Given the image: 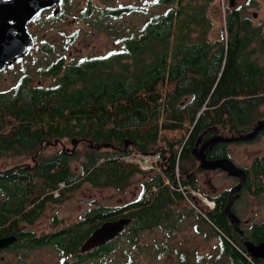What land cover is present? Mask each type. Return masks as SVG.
<instances>
[{
	"label": "trees",
	"instance_id": "16d2710c",
	"mask_svg": "<svg viewBox=\"0 0 264 264\" xmlns=\"http://www.w3.org/2000/svg\"><path fill=\"white\" fill-rule=\"evenodd\" d=\"M184 1L147 18L139 31L117 36L120 48L66 63L63 58L52 60L42 73L58 74L54 84L34 82L30 72H22L12 92L0 91V152L12 149L16 142L45 140L59 133L94 144L107 143L118 148H91L81 160L80 169L71 163L77 155L61 152L46 162L48 176L44 170L40 175L46 178L50 189L61 187V182L68 188L85 181L100 187H121L128 176L140 169L125 160L130 152L156 151L154 144L160 131L187 128L178 139L166 137L167 146L159 153L166 157L164 172L151 177L145 184L148 191L128 203L143 205L130 213L135 221H143V227L149 226L142 216L144 210L150 213L158 205L150 217L166 215L164 206L183 198L176 187L174 167L179 162L180 168L195 166L186 167L181 161L194 159L192 150L201 132L211 127L206 140L223 133V129L229 135L248 132L262 117L259 107L264 103L263 23H254L239 5L226 4V29L220 37L210 39L207 4L196 9L195 16ZM162 2L175 0L150 3ZM134 10L148 11L145 5L124 4L117 6L115 16ZM72 39L69 37L68 42ZM255 44L260 46V52ZM32 126L35 131H30ZM231 142H215L207 151L208 156L231 157ZM17 167L0 172V186L9 198L28 189L29 175L19 176L14 172ZM245 169L248 179L244 189L260 194L264 191V155L255 157L250 168ZM190 181L199 188L196 174ZM228 192L229 189L210 195L215 206L208 211L207 220L219 236V246L216 254L210 258L202 256L199 264H264L261 258L252 256L234 229L225 211ZM50 196L53 200V193ZM128 204L100 205L96 211L99 220L84 227L72 224L74 235L82 236L84 242L108 219L104 215L115 214L110 217L115 219L124 214L121 211ZM247 233L251 239H264V222L249 224ZM41 239L46 240L44 236ZM70 240L71 235L67 234V243ZM125 256L127 263L140 264L129 250ZM188 260L181 258L183 263L192 264Z\"/></svg>",
	"mask_w": 264,
	"mask_h": 264
},
{
	"label": "rangeland",
	"instance_id": "374dc122",
	"mask_svg": "<svg viewBox=\"0 0 264 264\" xmlns=\"http://www.w3.org/2000/svg\"><path fill=\"white\" fill-rule=\"evenodd\" d=\"M74 1L76 3L74 13L71 14L65 22L60 21L53 23L38 21V24L34 25L37 34L34 49H32L29 55L25 56L16 66L6 68V70L0 72V91L8 92L13 90L18 76L24 71H28L33 75L34 82L38 81L45 85L54 84L56 82L58 76H48L42 73V68L54 59L53 55H47L42 50H39L37 48L38 45L47 44L44 42L55 41L57 42V48L60 49L61 44V49L63 51L61 54L65 53L67 55L66 62H70L71 60L86 55L105 53L109 48H120L121 44L118 42L117 36L139 31L143 22L147 18L165 10V8L169 6L153 5L150 3L153 0H93L95 12L90 17H83L81 12L86 7L87 0ZM103 1L114 2L116 5L132 3L145 5L148 11L134 10L132 12H127L118 18L100 17L99 6L102 5ZM227 1L229 2V0H211L205 7L208 21L211 23L208 35V38L210 39L220 37L221 32L226 29V4H229ZM183 4L185 7H190L191 9H199L203 6L198 0H186ZM234 4L236 6L239 5L244 13L249 14L254 23H263L264 31V0H235ZM76 8H80V10L76 11ZM194 13L195 11H192V14L196 16ZM75 14L79 16V19L73 21V16ZM76 30L79 32L77 39L73 43L68 42L69 37H71L70 35H73ZM193 35H196V32H193ZM63 45H66V47ZM255 49L258 52L261 51L258 44H255ZM262 61H264V58H262ZM259 111L261 112V118H263L264 103L260 105ZM186 132L187 128L160 131L158 141L154 144V148L158 150L149 152L133 150L129 153L132 157L125 160L136 164L140 169L128 176L121 187L115 185L95 187L90 186L88 183H84L83 186L72 191L69 195H66L62 202H52V205L47 209L50 214V217L48 216L47 220L52 222V215L56 211L60 216L73 220L77 218L78 211L84 210L92 205L96 206L99 203V206H117L138 198L142 194L141 191L143 184L146 183L151 176L153 177L157 173L164 172L167 165L166 157H158L156 154L158 152L160 153L161 149L167 146L166 137L178 139L181 134L184 135ZM222 132V134L225 135L231 134L227 129H223ZM257 135L250 139H241L244 141L233 140L229 144L231 158L244 168H250L255 155L264 153V133L259 136ZM63 140L68 143V147L71 151H76L77 156L71 160V163L74 167L78 168L81 166V160L85 158L86 151L91 148L103 149L105 147H112L106 143L94 144L91 141L88 142V139L85 140L84 138L78 137L72 138L67 136L63 138ZM48 149L53 150L55 147L48 146ZM145 153L152 154L150 160H145V158H149L150 155H141L143 160L140 159L138 154ZM193 155L194 159H183L181 163L186 167L189 165H195L199 188H189L188 185L179 182L181 177L180 162L174 167L175 177L178 181L176 187L181 191L183 198L175 202L172 207H167V209L171 211V215L176 218V227L173 234H169V229L162 226L161 228H153L146 232L140 231L138 235V240L141 244H145L146 242L150 244H155V242L167 243L171 246L175 245L177 248L183 250L185 254L187 253L185 257L182 254L180 257L177 253H165L163 259L158 261L159 264H185L181 261V258H189L188 261L192 264H197V261L199 264L203 258L202 255L210 258L212 254H216L218 251L219 236L213 232L212 227H210L207 222L202 220L196 214H189V212L194 210L195 213H198L201 210L214 208L215 203L213 206L209 203V201H212V203L213 201L215 202L210 195H217L219 192L229 189L236 182L238 177L230 175L228 171L223 170L220 167L204 170L199 167L200 162L195 158L194 153ZM24 160H27L26 156L6 154L0 157V168L8 167L17 161ZM165 180L166 183H168V178ZM199 189H202L201 194L199 193ZM205 197L207 198V201L204 200ZM234 207L237 210L238 215L243 219L249 218L251 221L257 222L264 221V192L260 195H256L248 190H244L242 195L236 200ZM177 212H183L185 215L177 218ZM129 223L130 219L125 225H128ZM242 226L248 229V223L246 224L243 222ZM124 227L119 230L118 233L122 231ZM128 227L130 230L133 225L129 224ZM35 228L36 233L39 234L45 232L48 233L53 230V226L49 224L46 226L40 224ZM124 231H127V229ZM118 239L120 247L110 255L112 257L108 258V262L105 264L125 263L126 250H130L131 241L127 240L124 232L118 235ZM90 248L91 247L87 249ZM60 256L61 253L54 244L35 247L26 264H54ZM252 256L254 255L252 254ZM11 263L17 264V261Z\"/></svg>",
	"mask_w": 264,
	"mask_h": 264
},
{
	"label": "flooded vegetation",
	"instance_id": "af4514ba",
	"mask_svg": "<svg viewBox=\"0 0 264 264\" xmlns=\"http://www.w3.org/2000/svg\"><path fill=\"white\" fill-rule=\"evenodd\" d=\"M23 1L24 0H13V2L16 4V8L19 9V13H20V10L22 9ZM45 1H46V5L42 9H40L30 20H28L26 24V29L28 33L31 35L33 39V43L28 45V49L24 55L16 59L12 64H8L4 68L0 69V72L3 70H6V68L16 66L19 62L23 60L25 56L29 55L32 49H34V44L36 43V40H37V34L34 29V25L38 24V21H46V22H53V23L60 22V21L65 22L69 18V16L74 13V8L76 6V3L74 0H45ZM179 1L180 0H175V2H171V3L162 2V3H159L158 5H161V6L169 5L168 7L165 8L166 10L172 5L178 4ZM198 1L199 3L204 4V5L210 3V0H198ZM234 2L235 0L233 1L229 0L228 3L235 5ZM20 5H21V8H20ZM120 5H124V4H120ZM120 5H116L114 2L103 1L102 5L99 6L100 17L116 18L115 9L117 8V6H120ZM77 10H80V8L78 9L76 8V11ZM195 10L196 9H191V12ZM94 12H95L94 1L87 0L86 7L81 12L82 16L90 17ZM161 12H158V13H161ZM17 17L18 16H16V18ZM77 19H79V16L75 14L73 16V21H76ZM8 21L9 22L15 21V19L12 17H9ZM78 34H79L78 30H76L73 35H70L73 38L70 43H73L77 39ZM44 43H47L48 45L47 44L38 45L37 48L45 52L47 55L52 54L54 58L53 60L63 58L64 63H66L67 55L65 53L61 54L63 52L61 49L62 47L61 44H60V49H61L60 50L57 48L58 47L57 42L55 41L44 42ZM63 46L66 47V45H63ZM110 49L112 48H109L107 51H110ZM55 76H58V74H55ZM17 82H18V79L16 80L14 87L16 86ZM8 92H12V91H8ZM212 128H215V126ZM211 130L212 129L210 127L208 129H204L203 132H201L202 139L200 140V144H199L200 146L206 140L205 137L206 135L209 134ZM30 131H35V127L32 126ZM263 133H264V128L259 131L257 136ZM65 137H67L65 133H59V134H55V136H53L52 138H47L45 140L41 139V140H31V141H25V142H16L14 143V145H12V149H7L6 151L0 152V157L6 154H13L17 156L27 157V160L17 161L11 166L0 168V172L12 166L13 167L18 166L14 172H16L19 176L20 175L25 176L26 174H28L30 178L28 182V189L27 190L21 189L17 193L12 194L10 198L8 197V192H6L0 186V238L7 237V236L13 237V241L0 246V264H12L11 262L13 261H17V264H26L28 258L32 254V250L35 249V247H41V246H45L49 244H54L55 246H57L58 250L61 253V256L59 257V259L55 261L54 264H105L108 262V258L112 257L110 255L120 247V244L118 241L119 240L118 235L123 232L127 240L131 241L130 242L131 246H130L129 251L135 254L136 258L139 259L140 264H159L158 261L163 259V256L165 253H169V254L177 253L180 257L182 255L184 257L187 255V253L185 254L183 250L177 248L175 245L171 246L167 243H156V242L155 244H150L148 242H146L145 244H141L140 241L138 240V235L140 231L146 232V231L152 230L153 228H161L162 226L164 228L167 227L169 229L168 230L169 234H173V232L175 231V227H176V222H175L176 218L173 215H171V211H169L167 207H172L175 204V202L179 200H176L174 203L166 204L164 206L166 215L157 216V218L156 216H153L151 218L149 215L150 213L151 214L155 213L158 210L157 204H156L157 206L154 207V210H151L150 213L149 211L144 210L142 213V216L145 218L146 223H149V226H146V227L142 226L143 221H138V220L135 221L134 216L130 214L132 211L136 210L137 207L144 208L143 205L128 204L132 200H135L137 198L132 199L129 202H126L129 206L126 205L125 209L121 211L124 214L118 216L117 218L128 217L130 219L129 224L133 225V227L130 229L132 231L128 229L129 224L125 225L124 229L120 231L115 237L108 239L102 244L92 246L90 249H87V250H84L82 246L91 235L87 236V238L83 242L82 236L74 235L73 226L71 225L74 223H77L79 227H84V226H90L95 221H98L99 217L96 211L99 208V203L96 206L92 205L84 210L78 211V216L76 219L69 220L57 214V211H56L52 215L53 216L52 222H50V220L48 221L47 218L48 216L50 217V214L48 213L47 209L49 208L50 205H52V202L53 203L62 202L65 199L66 195H69L72 191L83 186L84 183H88L90 186L99 187L97 185L92 184L89 181H85L84 183L76 187H73L72 185H70L71 186V187L69 186L70 189L69 187L64 188L65 182H61V187L57 189H50V187L47 185L48 182L46 178L41 177L42 175H40V173L43 170H44V174L48 176L46 162L50 158L58 156L61 152H64L68 156L76 155V151L75 150L71 151L70 148L68 147V143L63 140V138ZM87 141L89 142V140ZM213 145L214 143H210L207 146L206 151L211 150ZM48 146H54L55 149L50 150L48 149ZM195 146H196V143L194 147ZM117 148H118L117 146H112L109 149L116 150ZM88 154H90V150L85 152V156ZM261 155H264V153L255 155L253 159ZM207 156H208V153H207ZM197 160L201 164V161L199 159ZM200 164H199V167H201ZM41 166H44V167H41ZM80 168H75V169H80ZM183 168L184 167L180 168V173H181L180 180L181 181L187 180L188 183L185 185H188L189 188L194 187L190 180L194 177L195 174L197 176V170L195 169V166L191 167L190 169H186V168L183 169ZM201 168L204 170L205 169L210 170L209 168H204V167H201ZM20 172H23V173L20 174ZM247 179H248V176H247ZM36 180H39L37 185H35ZM239 180L240 178H237L236 182L233 185L238 183ZM246 181L244 182L242 188L238 191V194L233 203V209L237 214L238 212L235 209L234 204L236 200L242 195V192L246 190L244 189V187L246 186ZM145 184L146 183L143 184L141 193H143L144 191L146 193L148 191V190H145ZM232 186L229 188L228 194L230 193V189L232 188ZM199 190L202 192V189H199ZM51 193H53V196H54L53 200L51 199V196H50ZM204 193L207 194L206 192ZM260 194H256V195H260ZM46 197L47 199L45 200ZM5 200H6V203H4ZM36 206L39 207L38 210L36 209ZM111 207H115V206L113 205ZM111 207H108V208H111ZM210 210L211 209L201 210L198 213H195V211L192 210L189 212V214H192V215L196 214L198 217H200L202 220H204L210 225V222L207 220V217H208L207 214H208V211ZM176 215L178 218L185 214L183 212H177ZM103 217H108V219L105 220V221H108V220H114V219H110V217H116V215L111 213V214L104 215ZM246 219L248 221H246ZM246 219H243L241 217V222H240V226L244 230V233H245V236H244L245 239L252 240L255 244H258L261 241H263L264 239L257 240V238L251 239L247 237L249 233H247V229L244 228V226H242L243 222L246 224L248 223L249 225L253 222L257 223V221H251L249 218H246ZM260 222H264V221H260ZM40 224H43L44 226L48 224L52 225L53 230L48 233L46 232L41 233V234L36 233L35 227H37ZM233 227L238 232V235L241 241L244 243V240L241 236V232L237 228H235L234 225ZM126 229L127 231H124ZM67 234L71 235V240L69 243H67L66 241ZM43 236L46 238V240L41 239V237ZM100 245L102 246L98 247ZM106 250L108 251L103 256V252ZM202 256H205V255H202ZM256 257L261 258L264 261V256L259 254ZM28 264H31V263H28ZM124 264H129V263H127V260H125Z\"/></svg>",
	"mask_w": 264,
	"mask_h": 264
},
{
	"label": "water",
	"instance_id": "95a60500",
	"mask_svg": "<svg viewBox=\"0 0 264 264\" xmlns=\"http://www.w3.org/2000/svg\"><path fill=\"white\" fill-rule=\"evenodd\" d=\"M45 5V0H24L22 2V9L20 10V14L19 9L16 8V4L13 2V0H0V69L4 68L8 64H12L16 59L26 53L28 45L33 43V39L26 29L27 21L30 20ZM16 16L18 17L16 18ZM9 17L14 18L15 21L9 22ZM263 128L264 118L259 119L256 122L254 128L246 133H242L239 135H225L222 133H217L211 136L209 139L205 140L201 144V146H199V144L200 140L202 139V135H199L196 141V146L193 148V153L195 154L197 159L201 161V167L213 169L216 167H220L223 170L228 171L230 175H234L240 178L239 182L233 185L230 189L228 201L225 206V211L235 228H237L241 232V236L247 249L254 256H258L260 250L264 252V240L258 244H255L252 240L245 239L244 230L240 226L241 217L233 209V203L238 194V191L242 188L244 182L247 179V171L243 166L236 163L235 160L229 156L209 158L207 156L206 148L210 143L219 141L229 142L233 140L253 138ZM246 221L248 220L246 219ZM128 222V217H121L114 220L104 221L85 241L82 246L83 249H87L89 247L104 243L108 239L117 235L118 231L121 230ZM11 241H13L12 236L2 237L0 238V246L5 245Z\"/></svg>",
	"mask_w": 264,
	"mask_h": 264
},
{
	"label": "built area",
	"instance_id": "2783aa9c",
	"mask_svg": "<svg viewBox=\"0 0 264 264\" xmlns=\"http://www.w3.org/2000/svg\"><path fill=\"white\" fill-rule=\"evenodd\" d=\"M158 154H159V153H157V154H156V156L160 157V154H159V155H158ZM138 155H139V157H140V159H141V160H143V158H142V156H141V155H150V156H149V158H148V157H146V158H145V160H150V159H151V156H152V154H149V153H145V154H138ZM138 155H136V156H138ZM131 157H132V156H130V155H127L126 159H128V158H131ZM184 185H185V184H184ZM195 189H196V188H195ZM199 193L201 194V191H199ZM204 200H206V201H207V198L205 197V198H204ZM209 203H210V205H212V206H213L215 202L213 201V203H212V201H209Z\"/></svg>",
	"mask_w": 264,
	"mask_h": 264
},
{
	"label": "bare ground",
	"instance_id": "6f19581e",
	"mask_svg": "<svg viewBox=\"0 0 264 264\" xmlns=\"http://www.w3.org/2000/svg\"><path fill=\"white\" fill-rule=\"evenodd\" d=\"M259 254L262 255V256H264V252L262 250L259 251Z\"/></svg>",
	"mask_w": 264,
	"mask_h": 264
}]
</instances>
